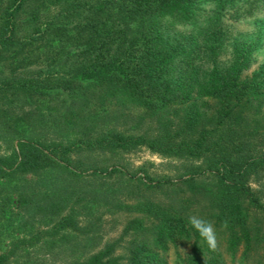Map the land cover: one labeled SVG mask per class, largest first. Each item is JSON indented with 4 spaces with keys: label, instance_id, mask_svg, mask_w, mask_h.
<instances>
[{
    "label": "rangeland",
    "instance_id": "374dc122",
    "mask_svg": "<svg viewBox=\"0 0 264 264\" xmlns=\"http://www.w3.org/2000/svg\"><path fill=\"white\" fill-rule=\"evenodd\" d=\"M168 1L181 5L180 12L156 20L173 51L170 63L163 72L158 61L142 63L145 88H135L139 95L118 80L113 84L120 90H112L70 74L74 66L89 62L81 50L88 37L97 29L115 31L119 13L114 7L100 5L101 0H30L16 13L13 31L19 42L1 50L0 58V158L9 157L20 142L34 141L56 143L55 155L64 159L41 171L21 167L0 175V264H84L106 249L110 253L103 260H111L106 264H129L136 246L159 253L165 264H187V242L173 237L164 248L151 244L156 220L139 203L205 217L207 200L197 184L215 181L201 151L211 140L228 146L241 142L244 159H261L249 185L264 204V0ZM91 8L102 14L94 27L84 25L94 15ZM61 25L68 29L54 34ZM119 28L129 37L133 33ZM109 46L104 54H111ZM147 46H156L152 32L144 38L136 34L124 48L138 57ZM177 51L195 54L192 66L179 60ZM219 78L236 83V89L218 94L232 91L242 98L237 117L224 110L208 123V135H180L175 128L185 104L207 114L209 107L215 110L207 92L219 86ZM164 81L171 84L167 91ZM254 84L257 93H247L246 99L244 86ZM155 93L169 99V107L151 113L145 98ZM155 137L183 148L162 154L146 141L131 144ZM250 217L261 228L259 251L247 261L241 248L227 252L219 235L222 264H264V211L252 210Z\"/></svg>",
    "mask_w": 264,
    "mask_h": 264
},
{
    "label": "trees",
    "instance_id": "16d2710c",
    "mask_svg": "<svg viewBox=\"0 0 264 264\" xmlns=\"http://www.w3.org/2000/svg\"><path fill=\"white\" fill-rule=\"evenodd\" d=\"M99 4L104 6L111 5L119 13L117 20H113V23H116V26L113 25L115 26V31L111 30L110 32L108 30L105 33L97 29L94 36L90 34L93 37H88V40L91 41L84 42L85 47L81 48L83 56L85 59L88 58L89 62L88 64L82 63L74 66L70 70V74L82 80H98L103 85H110L112 90H120L118 86L113 84L115 80H118L123 84L120 87L130 85L134 88V93L139 95L135 88H140V86L142 90L145 88L144 84H141L142 80H140L141 74L145 72L142 63L147 60H151L154 63L158 61L159 72H163L166 70L163 69L168 67L170 56L173 53L164 44L156 20L164 14L180 12L179 8L181 5L177 1L169 2L168 0H112L111 2L101 0ZM26 6H30V0H7L5 6L0 0V58L2 57L1 50H6L12 47L14 43L19 42L13 31V23L16 13L19 10L22 11ZM91 9L94 15H91L92 17L89 20L86 19L84 25L89 24V27H94L97 25L100 16H102L101 13L104 12V8H100L101 13L94 10V8ZM120 24L131 29L133 33H131L130 37L128 36L130 32L120 31ZM138 28H141L142 31L137 32ZM66 29L68 28L63 25L55 27L56 31L54 34ZM150 32L153 33L156 45L152 50L147 46L142 48L143 50L138 57H134L130 53L131 50L124 48L125 43L127 41L132 42L136 34L139 33L144 38ZM60 35L62 36V34ZM95 39L99 41L98 45H96ZM105 40L106 43L104 42ZM20 44L24 43L21 42ZM109 45H113L111 54L106 52L104 54V51L108 50L107 47H110ZM93 51L94 57H91ZM126 52H129L128 58L125 55ZM177 53L176 57H179V60L185 61L187 66H192V62L196 58L195 54L190 51H177ZM16 54H18L17 51ZM129 61H136L134 64H139L131 66ZM219 79L221 80V78ZM164 83V88L167 91L171 84L170 82L166 83V81ZM247 86H244V95L246 99H249L247 93H252L255 96L257 86L255 84L253 87ZM227 87L237 88L236 83L231 78H223L218 87H214L210 92H207V96L215 100L214 106H216L214 111H211L209 107L208 114L201 111L197 106H193L190 102V105L185 104L184 114L180 119L181 122L175 128L176 132L190 137L208 135L210 132L207 128L208 123L210 121L213 123L218 114L221 117L224 110L229 116L236 118V108L238 109L242 98L236 93L233 94L232 91L228 94L224 92L223 94H218L220 90L227 89ZM30 89H32V86L27 87V90ZM141 94H143L142 91ZM132 97H135L134 94H132ZM145 99L151 113H154L155 110L169 107L170 100H164V95L155 93ZM37 116L41 118L42 115L38 114ZM142 141H146L148 147L154 148L162 154H166V151H169V154H178L179 149L183 148L176 147L174 141L163 142L157 137L147 140L145 138V140L140 141L135 140L131 144H138ZM202 141L203 138L199 142ZM47 145L49 146H43L34 141L20 142L9 157L0 158V175H10L21 167H23L21 168L22 170L25 169L24 171H30V168L34 171H41L45 167L59 166L63 162L64 157L62 156V159L60 156L55 155L58 150H56V146L58 147V145L54 142H50ZM204 145L205 149L201 150L204 151L202 155L205 157L208 169L215 171V181L212 185L207 186L203 183L197 184L200 185L199 189L203 190H198V192L202 193V196L207 200V215L202 218L213 223L217 232L218 244L220 235V239L225 241L227 252L235 253L241 248L243 258L249 261V258L259 251L258 246L262 241L261 228L257 226L256 221L251 220L250 216L252 210L264 211V204L249 185L250 173L256 169L261 159L253 156H248L244 159L241 156L243 155L241 154L243 150L241 142L228 146L223 142L219 143L217 140H211L207 144L204 143ZM139 205L150 211L149 213L156 220V224L153 225L151 230L153 235L151 244L154 247L164 248L167 238H178L182 243H188L189 250L185 256L187 264H222L218 250L212 251L209 249L199 232L190 225L188 215H183L179 212L170 213L168 210L151 202L139 203ZM224 221H227L226 228L222 227ZM109 253V249L102 250L93 255L84 264H106L111 260L107 259L104 261L103 258ZM257 262H259V259ZM129 264H165V262L159 253L151 251L147 247L136 246L131 250ZM251 264H256V262H251Z\"/></svg>",
    "mask_w": 264,
    "mask_h": 264
},
{
    "label": "clouds",
    "instance_id": "9594fccd",
    "mask_svg": "<svg viewBox=\"0 0 264 264\" xmlns=\"http://www.w3.org/2000/svg\"><path fill=\"white\" fill-rule=\"evenodd\" d=\"M189 223L197 232H199L200 236L207 243L209 249L216 251L218 248V239L213 223L202 217L196 216L189 217ZM222 227H227V221L222 223Z\"/></svg>",
    "mask_w": 264,
    "mask_h": 264
}]
</instances>
